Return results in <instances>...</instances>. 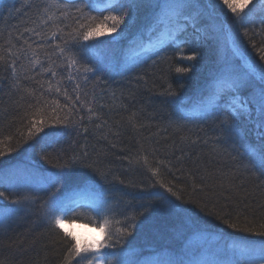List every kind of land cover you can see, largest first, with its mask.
Instances as JSON below:
<instances>
[{"label":"trees","instance_id":"1","mask_svg":"<svg viewBox=\"0 0 264 264\" xmlns=\"http://www.w3.org/2000/svg\"><path fill=\"white\" fill-rule=\"evenodd\" d=\"M127 2L135 6L119 35L101 36L72 49L77 72L67 67L56 47L63 46L59 37L65 33L50 35L57 24L63 28L72 20L42 26V9L49 0H0V54L4 56L0 61V140L4 144L0 147L5 152L0 156V173L22 155H27L28 168H13L0 178V192L8 197L7 201L1 198L0 205L15 209L11 214L0 210V261L63 264V231L54 230L45 215L50 197L55 196L69 207L78 205L65 222L100 228L102 216L94 211L99 198L101 210H112L108 216L113 231L135 225L120 244L104 252L105 264H142L143 257L155 253L182 264L198 244L202 256L213 262L200 264H260L264 237L239 229L245 226V218L254 221L253 226L264 222V175L250 163L253 154L258 159L264 142L253 123L240 122L231 134L221 132L220 111L213 110L218 96L212 98L217 81H225L221 78L225 66L234 70V76L247 75L252 81L244 95L258 87V76L264 72V61L256 51L264 45V0H252L242 19H236L222 0H211L210 8L209 0H199V7L180 16L174 7H165L176 0ZM51 12L59 15L55 8ZM154 21L165 30L161 41L144 49L142 35ZM32 28L45 38L26 31ZM9 49L18 56L9 54ZM33 50L40 60L36 65ZM135 50L139 51L134 55ZM193 53L196 59L188 60ZM243 58L250 66L243 64ZM13 60L15 72L10 66ZM85 67L93 71L85 73ZM76 83L80 101L73 105L64 92L75 100ZM196 90L204 103L199 109L196 100L186 98ZM66 104L75 109L69 116L74 123L63 128L57 139L36 143L25 139L34 113L42 110L47 116L55 112L63 117ZM8 147L13 151L9 153ZM83 151L88 153L85 163L100 168L106 177L77 165L66 168V175L57 182L53 165ZM46 154L51 164L41 159ZM158 167L160 176L155 177L152 170ZM30 172L43 178V188L28 185L38 182ZM157 180L175 185L181 199ZM76 193L81 199L74 200ZM225 221L237 223L238 228ZM237 245L262 254L254 259L250 252L231 256L230 250L233 246L237 250Z\"/></svg>","mask_w":264,"mask_h":264},{"label":"snow or ice","instance_id":"2","mask_svg":"<svg viewBox=\"0 0 264 264\" xmlns=\"http://www.w3.org/2000/svg\"><path fill=\"white\" fill-rule=\"evenodd\" d=\"M222 3L227 6V9L234 14L236 19H242L245 10L248 9L252 0H222ZM134 6V4L128 3L127 0H120L118 6L116 0H65L63 3L59 2V0H55V2L54 0H49V3L42 9L43 18L40 20V25L46 26L49 22L55 23L56 21H73L74 26L73 24H66L61 28L59 24H57L56 30L52 31L50 35L55 38L58 33H65L64 36L59 37L63 46L57 44L56 47L60 56L64 57L67 67L69 69L75 68L76 71L79 72L78 60L72 52V49L77 46H86L85 42L96 41L101 36L111 37L113 34L119 35L120 32L124 30V27H127V22L131 19V9ZM170 6L174 7L177 16H180L190 8L199 7V0H197L196 4L190 3L189 0H176L174 5L165 4V7ZM210 7L211 0H209V8ZM53 8L57 9L59 15H55L51 12ZM105 12L107 13L106 15L104 14ZM93 13H99V15H93ZM191 19L195 20V17ZM65 28L69 30L65 32ZM26 31L32 32L33 35L41 37V39L45 38L42 31H37L34 28L26 29ZM37 47H42V45H37ZM253 47L256 48V45L253 44ZM29 48H31V45H29ZM256 51L259 54V59L264 61V45L256 48ZM8 52L11 55L18 56V54L11 53V49H9ZM32 54L34 57L32 64H39L40 60L35 58L36 51L33 50ZM3 59L4 56L0 54V61ZM187 59H196V54L193 53V55L187 57ZM15 65L16 61L13 60L10 65L13 72H15ZM83 70L85 73L93 71V69L87 67ZM46 71H51V68ZM178 71H187V69H178ZM233 71L234 70L229 66L224 67L221 78L226 81V87L222 88L216 94L218 99L216 100L213 110L220 111L218 116L220 131L231 134L237 131L240 122L253 123L258 131L260 140L264 142V72L258 76V87L251 88L247 95H244L243 90L250 88L252 81L247 75L234 76ZM52 75L55 76L56 73L52 71ZM69 79L74 80L75 77L70 74ZM51 87L50 84L49 88L51 89ZM79 89L80 84L76 83L73 89L76 93L75 100L68 95L67 91L64 92L65 97L71 101L73 105L80 101ZM56 91L60 92L61 90L57 87ZM170 94L175 95L174 92ZM64 107L67 109V114L63 117L56 115L55 112L52 116H47L42 110L34 113L29 118V126L25 139L27 141H32V143L44 140L45 138L50 140L57 139L63 128H67L70 124L74 123V121L69 119V116L75 111L74 107H69L67 104ZM88 111L92 112L93 110L89 107ZM36 115H39L40 118L36 119ZM97 127H100V125ZM85 132H87V129H85ZM8 139L11 140L12 138L9 137ZM3 144L4 141L0 140V145ZM7 151L10 153L13 149L8 147ZM4 154V149L0 147V156ZM256 156L257 154H253L250 158V163L253 168H258L261 175H264V143H262L259 150L258 159ZM41 159L49 164L52 163L50 154L43 155ZM57 159H59V157H57ZM87 159L88 153L87 151H83L79 154L74 153L66 163H56L53 165V167L57 169L55 173L57 182L66 175L64 171L66 168L75 167L77 165L90 168L101 178H105L106 173L104 171L98 167H94L92 163H85ZM145 163H147L146 158ZM152 174L155 177H159V167L153 169ZM156 182L159 183L161 187L165 188L168 193L176 197L177 200L181 199L179 192L174 190L175 185L169 186L161 180H157ZM121 183H123V181H121ZM0 198H3L5 201L8 200L4 192H0ZM25 199H27V197ZM12 203L19 204L20 201L13 200ZM76 206L78 205L74 204L72 207H69L65 205L63 201H59L55 196H52L50 197V204L46 207L45 215L53 229H63V235L60 236V242L63 243L66 249V253L63 256V264H79L81 260L86 261V264H104V251L113 249L117 244H120L126 236L131 234L129 229L133 228L135 225L129 224L127 227L116 228L115 231H113V222L108 216V213L112 210L107 207L101 210L100 199L98 198L94 211H96L98 216H102V222L100 223L102 239L92 240L90 242L82 241L81 237L75 232L64 228L65 217L74 213ZM0 210H3L6 214H11L15 211V209L8 205H0ZM75 218L79 219L81 217L79 214H75ZM131 219L134 221L136 218L132 217ZM116 223L121 222L116 221ZM225 223H228L229 227L233 229L238 228L237 223H230L228 221H225ZM244 223L245 226L239 230L251 233L255 236L264 237V222H260L257 226H253L255 222L248 221L247 218H245ZM57 235H60L58 231ZM0 264H3V262L0 261ZM260 264H264V255L260 258Z\"/></svg>","mask_w":264,"mask_h":264},{"label":"rangeland","instance_id":"3","mask_svg":"<svg viewBox=\"0 0 264 264\" xmlns=\"http://www.w3.org/2000/svg\"><path fill=\"white\" fill-rule=\"evenodd\" d=\"M232 48L235 49L236 46L232 45ZM235 54H239V52H235ZM243 64L245 66H250L249 62L246 61L243 58ZM223 81V80H222ZM217 81V83L215 84L216 87L222 86V85H226V81ZM13 171V168H8L5 172V174H10V172ZM0 201H2V199L0 198ZM64 228L68 229L69 231L75 232L78 236L81 237L82 241H92V240H101L102 239V232L100 228H95L93 229L91 226L85 225V224H80V223H68L65 222L64 224ZM63 231V229H61ZM201 230H204L203 228ZM238 246V245H237ZM235 246H233V248L230 250V254L232 255H238L240 257H243V254L246 253L248 254V252H250L251 254H249L250 259H254L259 257V255H261L260 253H256L258 250H250L248 248H246V246L240 247L238 246L237 250L234 249ZM200 248L201 245L198 244L196 246V252L193 253L192 257L186 258L184 256V261L182 262V264H200L202 263V261L207 260L211 263H213L212 261H210V259L202 256L201 252H200ZM107 250H105L104 252H106ZM264 251V250H263ZM164 258L167 257H163L161 256V254L155 253V254H151V255H147L145 257H143L139 262H141L142 264H176L177 262H179L178 260L175 261L171 258L168 257V260L166 261ZM86 263V261H85ZM105 264V262H104Z\"/></svg>","mask_w":264,"mask_h":264},{"label":"bare ground","instance_id":"4","mask_svg":"<svg viewBox=\"0 0 264 264\" xmlns=\"http://www.w3.org/2000/svg\"><path fill=\"white\" fill-rule=\"evenodd\" d=\"M27 153H28V151H27ZM26 156L27 155H22V158L20 160H18V162H16V164L7 163V168H10V167L11 168H21V167H24L25 166V169H26L27 168L26 165H25V160H26L25 157ZM22 165H24V166H22ZM3 175H4V173H0V178ZM30 176H31V179H34V181H38V182H29L28 183V185L31 186L32 188H34V190H39L40 188H43L44 187V183H40V180L43 179L40 175H34L33 176L31 174V172H30ZM35 179H37V180H35ZM13 206H16V205H13Z\"/></svg>","mask_w":264,"mask_h":264}]
</instances>
